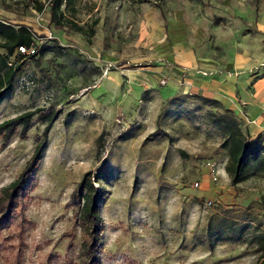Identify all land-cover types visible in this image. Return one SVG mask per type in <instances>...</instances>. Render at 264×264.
<instances>
[{
    "label": "rangeland",
    "instance_id": "obj_1",
    "mask_svg": "<svg viewBox=\"0 0 264 264\" xmlns=\"http://www.w3.org/2000/svg\"><path fill=\"white\" fill-rule=\"evenodd\" d=\"M25 2L0 0V19L28 27L38 44L33 58L12 64L0 123L39 113L25 139H0V189L31 158L46 125L40 117L56 114L28 177L17 264H77L81 232L70 195L88 171L99 172L100 264H257L264 176L229 185L222 136L207 107L191 102L188 80L226 68L235 97L247 103L241 113L257 117L264 0H76L65 17L80 33L54 28L46 7L37 13ZM174 16L187 64L174 53ZM252 90L262 93L257 106ZM235 117L250 133L258 128ZM7 248L0 264H15Z\"/></svg>",
    "mask_w": 264,
    "mask_h": 264
},
{
    "label": "trees",
    "instance_id": "obj_2",
    "mask_svg": "<svg viewBox=\"0 0 264 264\" xmlns=\"http://www.w3.org/2000/svg\"><path fill=\"white\" fill-rule=\"evenodd\" d=\"M76 0H44V4L38 0L26 1L32 9L41 13L47 8L48 24L56 29L65 26L69 30L80 33L82 28L75 26L73 22L65 17V13L74 14ZM92 22L87 34L94 35ZM33 47V55H24L18 52V47ZM38 44L34 40L31 30L22 25H14L9 20L0 19V99L7 91L16 74L17 69L12 65L16 59L33 58ZM190 100L207 107L205 117L211 127L222 136L218 149L226 155L224 171L229 179L231 187L236 186L252 176H264V143L257 131L252 133L236 119L233 111L223 108L215 100L190 95ZM39 110L24 112L12 119L0 123V139L6 143L12 137L18 136L25 139L31 128L32 118ZM56 113L46 114L40 117L42 123L46 124L42 131V138L36 143L31 158L26 162L22 171L16 179L8 186L0 189V250L6 243L7 249L14 254V263L19 260L18 249L22 243L24 230V198L27 189L28 177L37 166L41 151L46 142V134ZM250 134H253L252 137ZM100 137H97L96 141ZM99 183V172H85L76 183L70 199L72 200V215L78 223L81 232V241L78 251L77 264H100L98 248L103 229L102 219L99 214V203L101 199L100 189L95 185ZM14 231L7 232L11 226ZM233 224H228L231 227ZM260 256L257 264H264V234L253 237ZM15 240L16 244H10Z\"/></svg>",
    "mask_w": 264,
    "mask_h": 264
},
{
    "label": "crops",
    "instance_id": "obj_3",
    "mask_svg": "<svg viewBox=\"0 0 264 264\" xmlns=\"http://www.w3.org/2000/svg\"><path fill=\"white\" fill-rule=\"evenodd\" d=\"M177 17L181 19L180 16H174V18L170 21L173 22L174 24L172 25L171 28H169L171 35L175 37L174 43L178 44L177 46L178 50L177 52H174L176 53V59L178 62L177 61L174 62L187 64V62L189 61L192 62V59L189 58L190 49L186 51L185 49H183L184 52L180 51V41H181L180 36L178 37L179 38L178 40H176V37L179 33H181L182 35V28L179 29L175 25V20L177 19ZM170 22H168V24ZM200 64L205 65V62H202ZM224 69L226 70V68ZM225 70L212 71V73L206 77L199 76L196 74L194 76L191 75V77L189 76L190 79L188 80L189 86L192 88L193 92L197 93V96L199 95L202 98L211 99L219 102L223 108L227 107L226 109L233 111L236 116L240 117V119L243 117L242 121L246 119H251L249 115L246 114L245 116H243V114L241 113V110L243 109L245 110V113H247L246 108H244L245 106H247L246 105L247 103H245V101H240L241 99L235 97L234 92L236 90L237 81L236 78L233 76L234 74L231 75ZM192 93L190 95H194ZM251 94H252V98L255 97V99L253 98L254 103L252 104L253 106H257L255 104H257V102L262 98V93H260V90L257 91L252 90ZM262 107L264 106H257L255 111L256 112L259 111L260 108Z\"/></svg>",
    "mask_w": 264,
    "mask_h": 264
},
{
    "label": "built area",
    "instance_id": "obj_4",
    "mask_svg": "<svg viewBox=\"0 0 264 264\" xmlns=\"http://www.w3.org/2000/svg\"><path fill=\"white\" fill-rule=\"evenodd\" d=\"M25 1H28V0H25ZM29 1H34V0H29ZM38 1L42 2V0H38ZM17 49H18V52L20 54H24L26 56L33 55L35 53L33 47L24 48V47L20 46ZM161 84H163V82H161ZM244 121H245V123L247 125H252V126H257L258 127L257 128V132L260 134L261 139H262V141L264 143V107L260 108L259 113L257 114L256 118H254V119H246ZM207 166L209 168H211V170H212L213 164H208ZM194 186L196 187L197 184L194 183ZM206 205L208 206L209 202H207Z\"/></svg>",
    "mask_w": 264,
    "mask_h": 264
}]
</instances>
